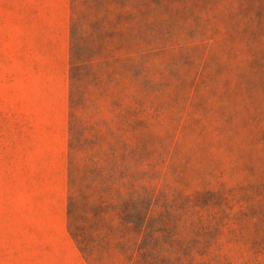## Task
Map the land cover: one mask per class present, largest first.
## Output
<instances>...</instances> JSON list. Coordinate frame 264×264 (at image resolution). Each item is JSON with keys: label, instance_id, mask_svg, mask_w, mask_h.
<instances>
[{"label": "trees", "instance_id": "trees-1", "mask_svg": "<svg viewBox=\"0 0 264 264\" xmlns=\"http://www.w3.org/2000/svg\"><path fill=\"white\" fill-rule=\"evenodd\" d=\"M71 4L67 229L86 263L234 264L237 236L264 264V0Z\"/></svg>", "mask_w": 264, "mask_h": 264}, {"label": "rangeland", "instance_id": "rangeland-1", "mask_svg": "<svg viewBox=\"0 0 264 264\" xmlns=\"http://www.w3.org/2000/svg\"><path fill=\"white\" fill-rule=\"evenodd\" d=\"M74 9L71 0H0V264H87L67 229ZM229 88L245 98L236 74ZM214 99L202 95L200 103ZM225 246L244 264V238Z\"/></svg>", "mask_w": 264, "mask_h": 264}]
</instances>
